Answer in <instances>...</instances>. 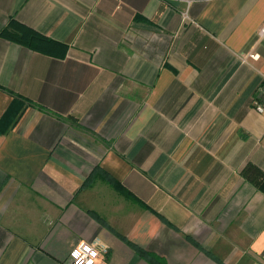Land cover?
Listing matches in <instances>:
<instances>
[{"label":"crops","instance_id":"obj_1","mask_svg":"<svg viewBox=\"0 0 264 264\" xmlns=\"http://www.w3.org/2000/svg\"><path fill=\"white\" fill-rule=\"evenodd\" d=\"M10 18L59 44L0 36V264L81 241L94 264H264V0H0Z\"/></svg>","mask_w":264,"mask_h":264},{"label":"trees","instance_id":"obj_2","mask_svg":"<svg viewBox=\"0 0 264 264\" xmlns=\"http://www.w3.org/2000/svg\"><path fill=\"white\" fill-rule=\"evenodd\" d=\"M0 36L15 43L24 45L32 50L45 53H51V47L59 44L58 42H55L52 39L21 24L13 18H10L5 26L0 29ZM10 113L11 111L9 110V113H7L8 116L11 115ZM13 118L14 117L9 118V121ZM116 186L118 187L119 184H116ZM260 186L264 191V185L262 184Z\"/></svg>","mask_w":264,"mask_h":264},{"label":"built area","instance_id":"obj_3","mask_svg":"<svg viewBox=\"0 0 264 264\" xmlns=\"http://www.w3.org/2000/svg\"><path fill=\"white\" fill-rule=\"evenodd\" d=\"M259 33L264 38V27L260 29ZM250 56L253 57L254 54H250ZM258 92V97L254 101V108L264 113V78L259 86ZM106 252L107 248L104 246L98 249L94 243L81 241L70 249L67 264H94L100 253Z\"/></svg>","mask_w":264,"mask_h":264}]
</instances>
